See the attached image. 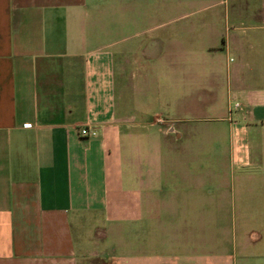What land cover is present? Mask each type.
I'll return each mask as SVG.
<instances>
[{"label":"crops","instance_id":"crops-1","mask_svg":"<svg viewBox=\"0 0 264 264\" xmlns=\"http://www.w3.org/2000/svg\"><path fill=\"white\" fill-rule=\"evenodd\" d=\"M249 1L221 29L227 116L188 130L221 143V174L153 178L127 162L144 39L115 16L132 0H0V264H264V0Z\"/></svg>","mask_w":264,"mask_h":264},{"label":"rangeland","instance_id":"rangeland-1","mask_svg":"<svg viewBox=\"0 0 264 264\" xmlns=\"http://www.w3.org/2000/svg\"><path fill=\"white\" fill-rule=\"evenodd\" d=\"M132 2L123 11L118 7L115 16L132 21L127 36L139 34L144 39V71L133 74V82L144 77V90L126 98L144 110V138L133 142L127 162L144 177L192 176L201 166L209 168L210 177L219 176L225 159L221 143L204 133L190 135L188 130L211 124L205 121L210 118L227 116L222 95L227 60L234 55L227 58V37L221 29L233 5H246V0ZM214 102L219 111L211 115ZM171 128L178 129L183 138L170 134Z\"/></svg>","mask_w":264,"mask_h":264},{"label":"built area","instance_id":"built-area-1","mask_svg":"<svg viewBox=\"0 0 264 264\" xmlns=\"http://www.w3.org/2000/svg\"><path fill=\"white\" fill-rule=\"evenodd\" d=\"M80 134L82 136H93V137L97 136V132L96 131H90L88 128L82 129Z\"/></svg>","mask_w":264,"mask_h":264}]
</instances>
